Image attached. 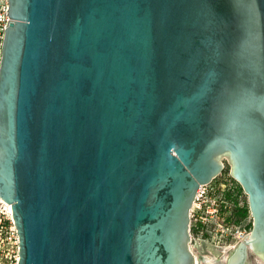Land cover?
Returning a JSON list of instances; mask_svg holds the SVG:
<instances>
[{"label":"water","instance_id":"1","mask_svg":"<svg viewBox=\"0 0 264 264\" xmlns=\"http://www.w3.org/2000/svg\"><path fill=\"white\" fill-rule=\"evenodd\" d=\"M9 15L0 198L18 264H199L191 211L223 159L253 217L229 264H264V0H9Z\"/></svg>","mask_w":264,"mask_h":264},{"label":"built area","instance_id":"2","mask_svg":"<svg viewBox=\"0 0 264 264\" xmlns=\"http://www.w3.org/2000/svg\"><path fill=\"white\" fill-rule=\"evenodd\" d=\"M9 21V0H0V62L5 30ZM214 180L209 184L202 185L198 189L191 211V221L194 220L196 227L199 228L201 232L206 230L209 235V240L215 241L218 248L220 247L222 251H227L235 247V245L243 240L250 232H241L239 228L236 229L237 225L231 222L230 218L232 217V212L230 211L228 215V207L224 206L225 201L221 199V183L219 185L215 184L213 183ZM0 203L6 206L1 200ZM6 210H8L7 207ZM2 227L3 225H1L0 230H2ZM215 234L216 238L213 237ZM0 239L6 243V238L3 237L2 231H0ZM15 239L18 247L17 254L15 255V264H18L19 236L17 230H15ZM12 263H14L13 258L6 254L5 249L0 250V264Z\"/></svg>","mask_w":264,"mask_h":264},{"label":"rangeland","instance_id":"3","mask_svg":"<svg viewBox=\"0 0 264 264\" xmlns=\"http://www.w3.org/2000/svg\"><path fill=\"white\" fill-rule=\"evenodd\" d=\"M223 161L225 167L217 178H215L213 183L218 185L221 183V199L225 201L224 206L228 207V215L230 211L232 212V219H230L231 222L237 225L236 229L239 228L241 232H251L253 217L249 207L248 195L244 191L242 185L231 175V165L226 159H223ZM6 207L7 206L0 203V229L1 225H3L0 231H2L3 237L6 238V243L0 239V250L5 249L6 254L13 258L14 263L12 264H15V255L18 251L15 239V230L17 229ZM191 235L193 239L190 243V247L194 252L197 251V253H206L213 256H219L222 255V252H225V250L222 251L220 247L218 248L216 246L217 243L215 241L209 240V235L206 230L201 232L199 228L196 227L194 220L191 222ZM213 237L216 238V234Z\"/></svg>","mask_w":264,"mask_h":264},{"label":"bare ground","instance_id":"4","mask_svg":"<svg viewBox=\"0 0 264 264\" xmlns=\"http://www.w3.org/2000/svg\"><path fill=\"white\" fill-rule=\"evenodd\" d=\"M0 200L7 206V209L10 213V216L12 217V209H11V205L6 203L4 200H2L0 198ZM13 219V218H12ZM249 237V234H247L244 238L246 237ZM194 252V251H193ZM195 253V257H196V261L199 263V264H209V263H213V262H216V261H219V259L222 257V256H213V255H208V254H204V253Z\"/></svg>","mask_w":264,"mask_h":264},{"label":"flooded vegetation","instance_id":"5","mask_svg":"<svg viewBox=\"0 0 264 264\" xmlns=\"http://www.w3.org/2000/svg\"><path fill=\"white\" fill-rule=\"evenodd\" d=\"M193 239V238H192ZM241 241H239L236 245H235V247L236 246H238V244L240 243ZM235 247H233V248H230V249H228L227 251H225V252H222V255H220V256H222L219 260H223V262H222V264H229V258L231 257V254L233 253V250L235 249ZM259 263L258 261H257V258H256V255H251V256H249V258L247 259V261H246V264H251V263ZM259 264H261V263H259Z\"/></svg>","mask_w":264,"mask_h":264},{"label":"trees","instance_id":"6","mask_svg":"<svg viewBox=\"0 0 264 264\" xmlns=\"http://www.w3.org/2000/svg\"><path fill=\"white\" fill-rule=\"evenodd\" d=\"M232 219V218H231ZM193 229H194V227H193Z\"/></svg>","mask_w":264,"mask_h":264}]
</instances>
